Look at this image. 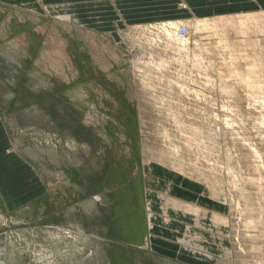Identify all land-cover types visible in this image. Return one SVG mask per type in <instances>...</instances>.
<instances>
[{
  "label": "rangeland",
  "instance_id": "1",
  "mask_svg": "<svg viewBox=\"0 0 264 264\" xmlns=\"http://www.w3.org/2000/svg\"><path fill=\"white\" fill-rule=\"evenodd\" d=\"M108 3L117 14L116 2ZM181 8L176 15L189 13ZM3 9L0 264H264V249L241 253L247 244L234 235L235 221L224 244L231 257L215 250L213 263L180 256L173 247L180 236L169 238L157 223L150 229L147 209L149 192H164L170 179L179 182L178 192L197 178L206 206L228 222L236 200L229 178L253 196L264 191V72L247 71L252 61L264 65V17L251 16L231 34L212 22L211 35L197 33L193 22L225 16L114 22V36L108 27L67 23L71 9L25 8L41 15ZM239 15L245 14L226 17ZM170 21L190 23L179 55L167 45L183 40L159 27ZM170 107L187 124L183 132L166 119ZM195 131L210 142L183 148ZM207 148L212 153L203 159ZM171 154L181 159V174L166 164ZM212 166L216 187L205 182ZM155 171L166 184L146 177Z\"/></svg>",
  "mask_w": 264,
  "mask_h": 264
},
{
  "label": "bare ground",
  "instance_id": "2",
  "mask_svg": "<svg viewBox=\"0 0 264 264\" xmlns=\"http://www.w3.org/2000/svg\"><path fill=\"white\" fill-rule=\"evenodd\" d=\"M55 12H56V10H53V13H55ZM251 16H252V18H254L255 16L258 18H262V17H264V13L263 12L260 14L257 13L256 15L255 14H251V15L245 14V15L232 16V17L231 16L230 17L225 16V17L220 18V19L215 18V19H210V20H198L196 22L194 21L193 24H195L196 32L199 33L200 35H203V34L204 35H208V34L211 35L210 32H207V30L215 32L216 27H214V25H213L214 22H220L221 27H225L227 32H229L231 34V32L233 31L232 29H234L236 26L244 25L245 21L247 19H250ZM19 18H20V20H22V17H19ZM258 18H256L257 22L259 20ZM234 20H236V22H234ZM261 20L262 19H260V21ZM212 22H213V24H212ZM263 22H264V20H263ZM182 24H184L187 28L190 25L189 22L188 23L187 22L186 23H176V22L170 21V22L160 24V26L159 25L158 26L163 29V31L166 34V35L165 34L164 35L167 38H170V39L172 38L174 40V38H173V36H175L174 31H176L178 29V27ZM251 24H253V22ZM258 24H260V23H258ZM261 24H263V23H261ZM193 27H194V25H193ZM262 30L264 31V27L262 28ZM226 34H228V33H226ZM185 42H186L185 40H183V41L174 40V42L171 43L170 45H167V47L170 49V51L178 53L177 55H179V53L181 52V49H182ZM61 54H63V53H61ZM62 57H64L65 60H67L65 55H62ZM170 59H172V58H170ZM170 59H169V61H165V63L167 62L170 64V62L172 61ZM194 61H196V60H194ZM194 61H193V64H196L197 61L196 62H194ZM179 62L177 63V68H179L181 71L180 70H177V71L183 72L184 66L182 64H180ZM191 62H192V60H191ZM255 63H254V61H252L251 63L247 64L248 73L253 72L256 67H259V69L264 72V65L258 66ZM171 64H172V62H171ZM153 65H155V64H153ZM172 65L174 66V64H172ZM176 75H179V73ZM199 77H201V76H199ZM204 85H206V84H204ZM255 87L259 88L258 86H255ZM170 108L167 109V111H166V113H167L166 119L168 120V122L170 121L173 124H176V126H178V129L183 132L182 128H184L185 127L184 125H187V124L182 123L183 120H181V117L178 116V112L176 110H173L172 107H170ZM188 135H190V134H188ZM195 135L196 136L194 138H189V140L188 141L186 140V142L182 143L181 146L185 149H188L189 144L193 145V143H194L196 145H202V143H204V145H205L206 142H210V140H209L210 136H205L206 135L205 133L195 131ZM172 143L175 147L176 143L175 144H174V142H172ZM177 148H179V147H177ZM174 149H176V148H174ZM174 149H172V152L174 153V155L177 154L176 156L181 157L182 155L180 156L178 151L176 152ZM208 149L209 148L205 149V151L201 150L203 153L199 156L203 159H208V157H210L209 155H211L212 150H213V149H211V150H208ZM195 153H196V151H195ZM205 154H207V156ZM180 161H181V159H179V161L175 162V156H172V154H171L167 157L166 164L169 165L170 171H172L173 173L181 174L182 173V172H180L181 168H179ZM209 169H210L209 170L210 173L208 172L209 174L205 176V182L207 183V185L209 184L210 186L213 185V187H216V184H218L217 182L219 181V179H217L218 181L216 180V177H217L216 176V170H213V169H215L213 166L210 167ZM204 175H202L201 177H203ZM164 178L167 179L166 176H164ZM191 178L193 179V182H192L193 184L192 185L188 184L187 187H181L182 188L181 191H178V192L175 191V187H174L175 180L170 179V180H168V182H169L168 189L164 190V192H157V191H150L149 192L150 200L147 204V209L149 212L148 220H149V224L151 227L150 229H153L156 226L155 223H157L159 228L167 229L170 234L173 233V234H176V236H178V237L180 236L179 238H177V240H178V243L180 244V246L181 245H183V246H181V249L179 248L180 247L179 245L176 246L177 247L176 249L178 250L179 255L183 256L184 254H187V257H189V258H193L194 256H197V257L200 256L201 262L207 261V263L208 262L213 263L215 259H213L214 257L209 255V253L212 252L213 250H215L217 252L220 251L224 257H231L230 249L225 247V245H224L225 244V237H227V235L229 234L228 233L229 232L228 223H230V221H232V222L235 221V224L232 223V228L235 232L234 235L237 236V238H239L240 240H242V242L244 244H247V246H246L247 249H243V252H241V253L244 254V252H247V255L252 256V254L259 253V250L261 251V249H264V205H263V201H262V199L264 198V191L263 192H257L258 195L253 196V192L249 191V189H250L249 187H247V186L243 187V185L235 182V180L233 178L232 179L229 178V182H228V190H229V194H230L229 197L235 196L236 200H234V202L232 204H230V206L228 205L229 206V218H230L229 222H228V219L226 217H222L221 214L215 210V207H213L211 210L206 206L205 200H203V198H201V195L199 196V194H200L198 192L199 191V182H198L197 178H195V177H191ZM223 185H224V183H223ZM219 187H220V185H219ZM226 190H227V188H226ZM214 194H216V191ZM175 196H177V197H175ZM178 196L179 197L183 196V197H180V199H178ZM213 199H214V201L217 200L218 195L216 194L215 196H213ZM233 199H235V198H233ZM154 209L160 211L162 216L157 217L153 211ZM171 213L176 214V216L182 218V220L192 221L193 223H195L194 226L196 229L190 228L187 225L184 226V225L176 224L175 221H173V218H171L169 216ZM198 226L200 228H198ZM215 232L219 233V235H215ZM166 245L171 246V244H168V243ZM173 247L175 248V246H173ZM239 253H240V251H239ZM246 258H247V256H246ZM244 259H245V257H244Z\"/></svg>",
  "mask_w": 264,
  "mask_h": 264
},
{
  "label": "crops",
  "instance_id": "3",
  "mask_svg": "<svg viewBox=\"0 0 264 264\" xmlns=\"http://www.w3.org/2000/svg\"><path fill=\"white\" fill-rule=\"evenodd\" d=\"M116 2L115 10L117 14L109 11L110 3L108 0H0V10L4 7L14 8L16 12L25 11L30 15H41V13L32 12L29 7H44L49 6L50 10L63 11L71 9L68 19L65 21L69 24L77 25H91L108 27L111 33L115 35V31L111 28L112 23L116 22L118 25L125 24H144L149 22L163 21V20H177L190 17H222L236 14H250L251 12H264V0H113ZM181 4L188 9L185 15H176V10L181 9ZM172 7V8H170ZM81 9L79 12L77 10ZM174 14H170L171 11ZM15 12V13H16ZM17 14V13H16ZM199 14V15H198ZM34 15V16H35ZM43 15V14H42ZM64 17V16H63ZM20 19V18H19ZM12 21V17H11ZM155 173V174H154ZM154 173L147 172L146 177L157 178L164 184L165 180L160 177L158 171ZM161 178V179H160ZM179 185V182H175ZM168 186V182H167ZM173 195V194H172ZM174 196V195H173ZM177 197V196H175ZM183 197V196H180ZM178 196V199H180ZM148 204V203H147ZM173 221L180 222L184 226L195 228V223L191 221L182 220L176 214L169 215ZM198 228H200L198 226ZM169 238L176 234L169 233ZM182 246V245H181ZM181 246L179 247L181 249ZM175 248H177L175 246Z\"/></svg>",
  "mask_w": 264,
  "mask_h": 264
},
{
  "label": "built area",
  "instance_id": "4",
  "mask_svg": "<svg viewBox=\"0 0 264 264\" xmlns=\"http://www.w3.org/2000/svg\"><path fill=\"white\" fill-rule=\"evenodd\" d=\"M188 28L185 25H180L175 31L177 40H185L188 35Z\"/></svg>",
  "mask_w": 264,
  "mask_h": 264
}]
</instances>
